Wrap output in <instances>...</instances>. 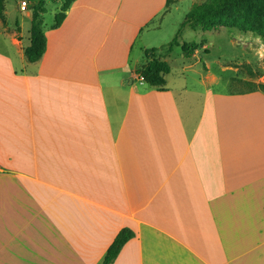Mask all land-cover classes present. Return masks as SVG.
Listing matches in <instances>:
<instances>
[{"label":"crops","instance_id":"1","mask_svg":"<svg viewBox=\"0 0 264 264\" xmlns=\"http://www.w3.org/2000/svg\"><path fill=\"white\" fill-rule=\"evenodd\" d=\"M126 1L77 0L31 64V11L6 0L0 264H102L125 228L113 264H264V91L218 89L210 66L187 86V60L184 84L149 87L133 48L165 0H129L136 24Z\"/></svg>","mask_w":264,"mask_h":264},{"label":"rangeland","instance_id":"2","mask_svg":"<svg viewBox=\"0 0 264 264\" xmlns=\"http://www.w3.org/2000/svg\"><path fill=\"white\" fill-rule=\"evenodd\" d=\"M22 1L28 4L27 11L31 8L30 0H7L9 10L20 5ZM158 4L161 0H150ZM206 0H165L164 10L150 21L143 24V32L138 36L133 56L145 57V51L157 49L160 54L167 56L166 61L171 66V74L168 76L169 85L172 87L184 84V77L180 71L186 63L187 86L200 85L202 76L206 75V66H210L211 73L220 79L218 89L234 88L237 92L252 90L245 79L253 80L254 90L264 91V35L255 32H241L236 29L221 28L217 31L193 30L184 28L180 42H196L199 50L195 53L196 58H186L181 47H174L168 51L169 44L176 37L179 29L186 20L187 14L194 5L201 4ZM148 0H134V4L140 7L147 4ZM65 0H46L47 13L44 15L45 30L52 28L56 15L61 11ZM127 0L121 5L120 22L136 24L144 18L138 7H132ZM155 5V4H154ZM139 10V11H138ZM21 14H16V16ZM11 22L15 15L10 17ZM206 50L209 53H206ZM195 56V55H194ZM251 83V82H249Z\"/></svg>","mask_w":264,"mask_h":264},{"label":"trees","instance_id":"3","mask_svg":"<svg viewBox=\"0 0 264 264\" xmlns=\"http://www.w3.org/2000/svg\"><path fill=\"white\" fill-rule=\"evenodd\" d=\"M77 0H65L61 11L56 15L51 29L62 26L67 12ZM32 22L29 32V45L25 49V57L31 64L41 61L47 51V37L44 31V15L47 13L46 0H30ZM172 0H169L171 3ZM6 0H0V18L4 21ZM193 30L217 31L221 28L236 29L241 32H255L264 35V0H206L194 5L187 14L186 20L176 37L169 44L168 51L181 47L184 57L192 58L199 50L196 42H180L184 28ZM157 49L145 51L148 63L138 71L140 78L151 88L164 91L167 85V75L171 73L170 64L161 57H155ZM206 53H209L206 50ZM248 85L252 90L254 83ZM135 237L130 229L120 231L109 247L102 264H113L125 245Z\"/></svg>","mask_w":264,"mask_h":264},{"label":"built area","instance_id":"4","mask_svg":"<svg viewBox=\"0 0 264 264\" xmlns=\"http://www.w3.org/2000/svg\"><path fill=\"white\" fill-rule=\"evenodd\" d=\"M28 9V4L26 1H22L21 4L19 5V8L17 10V13H22V12H25L27 11Z\"/></svg>","mask_w":264,"mask_h":264}]
</instances>
